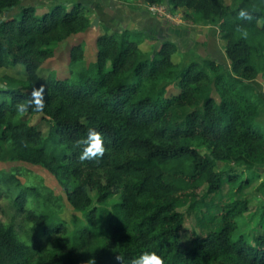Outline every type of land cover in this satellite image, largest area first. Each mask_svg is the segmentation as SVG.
Masks as SVG:
<instances>
[{
	"label": "trees",
	"instance_id": "trees-1",
	"mask_svg": "<svg viewBox=\"0 0 264 264\" xmlns=\"http://www.w3.org/2000/svg\"><path fill=\"white\" fill-rule=\"evenodd\" d=\"M134 1H167L218 24L231 71L207 61L177 72L172 43L144 56L141 40L105 33L93 72L44 79V47L83 32L88 18L80 4L38 15L0 0V68L23 65L27 76L0 84V163L45 168L83 216L66 223L50 189L0 169V196L20 217L0 222V264H120L119 254L130 264L146 251L164 264H264V136L243 91L264 70V0ZM41 85L44 110L17 111ZM90 128L105 152L81 160Z\"/></svg>",
	"mask_w": 264,
	"mask_h": 264
},
{
	"label": "rangeland",
	"instance_id": "rangeland-1",
	"mask_svg": "<svg viewBox=\"0 0 264 264\" xmlns=\"http://www.w3.org/2000/svg\"><path fill=\"white\" fill-rule=\"evenodd\" d=\"M237 0H223L225 6H233ZM71 9L80 4L81 11L89 20L87 28L80 33L70 34L63 40L46 46L48 56L43 58L37 74L41 78H55L58 80H75L77 74L89 75L94 71L97 60L96 39L103 34L118 35L128 33L135 40H141L140 51L144 56L156 51L161 43H172L176 51L172 57L177 65V72H181L190 62L199 65L207 61L218 64L224 74L231 71L229 59L225 54V43L220 37L219 26L216 23L197 20L191 10L174 8L167 1L157 5L138 4L134 0H20L21 6H32L38 15L49 12L55 5ZM16 11L5 16L12 17ZM97 19V25L91 23ZM6 77L15 82L26 80L23 65L0 68V84L9 82ZM246 96L252 101L256 109L255 123L264 136V70L258 72L255 79L246 81L243 86ZM213 97H217L213 92ZM39 131L47 135L48 122L38 125ZM17 169L18 178L22 182H30L50 189L58 208L59 216L69 223L74 219H82V214L75 212L65 199V192L56 178L45 168L20 162H1L0 169ZM223 168L219 164L218 170ZM261 180L264 179V169L258 170ZM259 180L254 181V188ZM251 210H254V203ZM253 205V206H252ZM20 222L18 213L9 207L8 198L0 196V222L6 224Z\"/></svg>",
	"mask_w": 264,
	"mask_h": 264
},
{
	"label": "clouds",
	"instance_id": "clouds-1",
	"mask_svg": "<svg viewBox=\"0 0 264 264\" xmlns=\"http://www.w3.org/2000/svg\"><path fill=\"white\" fill-rule=\"evenodd\" d=\"M238 15L241 19H251V16L245 9H241ZM241 35L247 37V31L242 30ZM29 106L34 107V110L37 112L44 110L45 99L43 85L32 90L31 99L27 105L25 103H18L16 107L17 111L25 112L28 110ZM83 143L85 146L80 154L81 160L102 157L104 155L105 148L103 146L102 135L96 129H88L87 138ZM116 259L120 264H125V260L128 258L119 254ZM130 264H164V259L156 251H146L130 258Z\"/></svg>",
	"mask_w": 264,
	"mask_h": 264
},
{
	"label": "water",
	"instance_id": "water-1",
	"mask_svg": "<svg viewBox=\"0 0 264 264\" xmlns=\"http://www.w3.org/2000/svg\"><path fill=\"white\" fill-rule=\"evenodd\" d=\"M95 25H97V19L93 20V22L91 23V27H94Z\"/></svg>",
	"mask_w": 264,
	"mask_h": 264
}]
</instances>
